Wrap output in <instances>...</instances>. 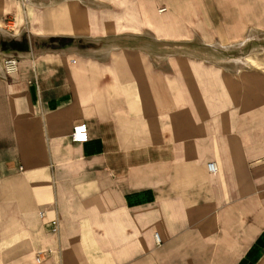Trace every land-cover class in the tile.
I'll return each instance as SVG.
<instances>
[{"label": "crops", "instance_id": "obj_1", "mask_svg": "<svg viewBox=\"0 0 264 264\" xmlns=\"http://www.w3.org/2000/svg\"><path fill=\"white\" fill-rule=\"evenodd\" d=\"M244 2L0 0V264H264V80L157 53Z\"/></svg>", "mask_w": 264, "mask_h": 264}, {"label": "rangeland", "instance_id": "obj_2", "mask_svg": "<svg viewBox=\"0 0 264 264\" xmlns=\"http://www.w3.org/2000/svg\"><path fill=\"white\" fill-rule=\"evenodd\" d=\"M246 7H240L239 13L244 19L249 20V26L243 34L246 41L243 45H238L243 40L228 39V32L225 28L215 33L216 29L210 30L207 23L203 24L205 31L196 32L191 40H183L174 43L160 42L157 45L159 63H165L167 54H189L187 58L202 60L210 64L221 66L225 72H235L237 70H248L250 73L261 77L264 80V0H245ZM230 20V16L224 17ZM0 26L8 33H16L20 30L28 34L26 21L19 16L6 15L1 18ZM261 27V28H259ZM212 28V27H210ZM221 29V28H220ZM199 35H208L210 38L200 40ZM1 43V38H0ZM220 46L228 49H220ZM237 45V46H236ZM0 61V64L2 62ZM19 61V60H18ZM19 63V62H18ZM245 64V65H242ZM2 67V65H1ZM3 70V68H2ZM236 73V72H235Z\"/></svg>", "mask_w": 264, "mask_h": 264}, {"label": "built area", "instance_id": "obj_3", "mask_svg": "<svg viewBox=\"0 0 264 264\" xmlns=\"http://www.w3.org/2000/svg\"><path fill=\"white\" fill-rule=\"evenodd\" d=\"M160 13L164 12V9L159 11ZM18 59L15 57H6L2 59L1 65L3 68V74L6 77H11L13 74L17 72L18 68ZM71 141L75 144H84L88 141V131L85 124H78L72 129L71 133ZM207 169L209 173H215L216 172V166L214 163H210L207 165ZM40 217L44 218L45 213H40ZM49 230L53 234L58 233L59 225L57 218H54L49 222ZM156 242L159 243L157 236L155 237ZM37 262H39V259H37Z\"/></svg>", "mask_w": 264, "mask_h": 264}, {"label": "bare ground", "instance_id": "obj_4", "mask_svg": "<svg viewBox=\"0 0 264 264\" xmlns=\"http://www.w3.org/2000/svg\"><path fill=\"white\" fill-rule=\"evenodd\" d=\"M0 30H1V31H4V30H2L1 28H0ZM242 43H243V42H242ZM240 45H241V44H240ZM242 65H244V64H242ZM2 71H3V70H2Z\"/></svg>", "mask_w": 264, "mask_h": 264}]
</instances>
